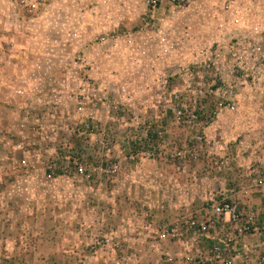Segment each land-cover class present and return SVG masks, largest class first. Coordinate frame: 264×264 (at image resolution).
I'll return each mask as SVG.
<instances>
[{
  "label": "rangeland",
  "instance_id": "374dc122",
  "mask_svg": "<svg viewBox=\"0 0 264 264\" xmlns=\"http://www.w3.org/2000/svg\"><path fill=\"white\" fill-rule=\"evenodd\" d=\"M236 13L259 67L264 0H0V264H165L209 206L251 216L264 119L237 115L228 88L253 81L231 31L214 39ZM220 116L224 152L207 153Z\"/></svg>",
  "mask_w": 264,
  "mask_h": 264
},
{
  "label": "crops",
  "instance_id": "0c3cea01",
  "mask_svg": "<svg viewBox=\"0 0 264 264\" xmlns=\"http://www.w3.org/2000/svg\"><path fill=\"white\" fill-rule=\"evenodd\" d=\"M228 13V12H226ZM238 14H242L241 11H237ZM236 13V16H231L230 19H228L227 22L220 21L218 24V29L217 32L215 33V41L217 42L216 44L219 46L221 45L222 47L227 44V39H223L220 36L223 34V32L227 33L226 31H231L230 37L234 39V42L231 43L232 48H237L238 46L246 47V51L242 53L243 59H244V66L243 68L245 70L249 69L248 75L251 77V81H253L252 85L249 87H246L242 89L243 83L241 80L237 77L234 85L229 86V99H234L235 101V110L236 113H240L241 108H251L250 110L252 112L253 109L261 110V118L264 119V84H260V81L264 82V64L259 65V67L256 66V62H258L257 56H253L252 53V45H261L258 43V40L251 37V38H246L243 32L239 31H234L235 29H240L237 27L238 25L235 23V18L239 16ZM257 22V21H255ZM244 27V26H243ZM250 28V27H248ZM221 33V35L218 34ZM234 32V33H232ZM262 44L264 45V37L261 38ZM227 46V45H226ZM249 46V47H248ZM222 47L219 46L220 50H222ZM262 58L264 59V53L262 55ZM238 63V62H237ZM239 64V63H238ZM240 65V64H239ZM256 82V83H255ZM253 86V87H252ZM248 99V100H245ZM245 100V101H244ZM252 106V107H250ZM257 114V113H256ZM238 115V113H237ZM220 118L214 122L215 126H209L206 127L204 130L205 132L210 129V127H215V133L213 136L210 134V142L212 144V141H215V147H207V153H212L211 150L217 154L221 155L223 154V146L217 147L218 143L220 142L221 139L223 138V131L225 128H227V125L223 126L222 125V120ZM209 134V133H208ZM208 141V140H207ZM209 142V141H208ZM245 144V143H244ZM218 148V149H217ZM243 151V149H242ZM252 151H250L251 153ZM252 158L251 160L253 161H258L259 164L255 165L253 168V171L251 173H257L256 178H258V174L261 172V170H258V167H262L264 162V157L262 154L259 152L254 153L249 157ZM263 170V169H262ZM264 172V171H263ZM253 179V180H254ZM263 181V180H262ZM257 184V183H256ZM261 187L256 185L254 187L253 185L250 186V191L248 194H246L245 198H239L237 196H240V192L238 190H235L234 187L228 188L224 184L220 187L218 193L221 195L228 196V198H239L240 202L245 205L244 209L246 210L247 215H251V220L254 225H258L259 223H254L255 221H261V224H264V207L260 208L259 206L264 204V194L259 193L258 195H254L253 189H257V191L264 190V183H260ZM239 193V194H238ZM256 206L260 210L256 213L255 216H252V212L249 211L248 209ZM209 210L204 211L202 215L199 217H202L208 213ZM262 211V212H260ZM200 213V212H199ZM224 221V220H223ZM232 227L229 224H225L223 222H219L217 225H215V228L213 230H210L209 232H205L203 234L199 233L198 241L195 243L192 242L190 239L185 240L183 237H180L178 239L173 240L171 243V247H168L170 253V261L165 262V264H189V257L197 256L199 258V263L198 264H208L206 262V258L208 255V252L212 245L218 241V237L220 233L223 230H228L232 231ZM224 260L226 261L227 264H264V231L259 232L257 234H245L242 236L237 242L230 244L228 250L226 253L223 255ZM190 259V258H189ZM188 260V261H186ZM212 264H220V263H212Z\"/></svg>",
  "mask_w": 264,
  "mask_h": 264
},
{
  "label": "built area",
  "instance_id": "2783aa9c",
  "mask_svg": "<svg viewBox=\"0 0 264 264\" xmlns=\"http://www.w3.org/2000/svg\"><path fill=\"white\" fill-rule=\"evenodd\" d=\"M158 1L159 0H145V5L149 12H153L156 10ZM28 7L29 9H34L35 5L33 3H30L28 4ZM240 21L241 17L237 16L235 18V23L237 25H241L242 23ZM252 31L256 32L257 28H252ZM254 50L258 51V48L255 47ZM227 53V56L230 59H233L238 63L242 62L241 59H243V57H236V55L232 52V47L229 48V51ZM239 78L243 79L242 75H240ZM246 87H248V85L247 83H244L242 89ZM218 106H220V104ZM225 109L232 111L234 108L231 105H226ZM212 114L214 115V113ZM73 165L75 166V171L77 173H83L84 170L81 165H78L75 161H73ZM240 216L241 214L235 204H233L231 201L222 200L219 203L209 206V211L208 213H206V215L199 217V219H190L186 223L189 230L198 231L201 234L208 232L209 230H213L215 228V225H217L219 222H223L225 224L233 226L232 231H229L230 228H228V230H223L218 237V241H216V243H214L210 248L206 258V262L208 264H227L223 258V255L227 252L230 244L237 242L245 234L258 233L259 230L256 227L252 226L253 223L251 217H248L244 222H241L242 220ZM189 264L198 263L189 262Z\"/></svg>",
  "mask_w": 264,
  "mask_h": 264
}]
</instances>
